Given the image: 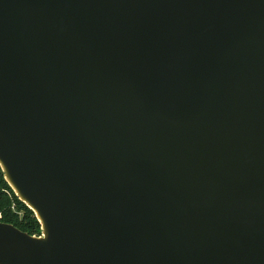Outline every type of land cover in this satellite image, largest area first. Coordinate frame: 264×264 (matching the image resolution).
<instances>
[{
  "label": "water",
  "instance_id": "1",
  "mask_svg": "<svg viewBox=\"0 0 264 264\" xmlns=\"http://www.w3.org/2000/svg\"><path fill=\"white\" fill-rule=\"evenodd\" d=\"M0 167V264H264V0H0Z\"/></svg>",
  "mask_w": 264,
  "mask_h": 264
},
{
  "label": "trees",
  "instance_id": "2",
  "mask_svg": "<svg viewBox=\"0 0 264 264\" xmlns=\"http://www.w3.org/2000/svg\"><path fill=\"white\" fill-rule=\"evenodd\" d=\"M0 221L30 235H41V224L35 213L23 203L6 181L0 167Z\"/></svg>",
  "mask_w": 264,
  "mask_h": 264
}]
</instances>
